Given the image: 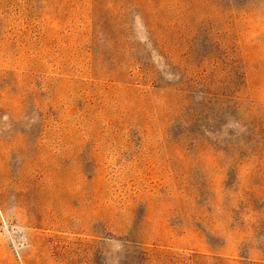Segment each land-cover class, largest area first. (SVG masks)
Listing matches in <instances>:
<instances>
[{"label": "rangeland", "instance_id": "1", "mask_svg": "<svg viewBox=\"0 0 264 264\" xmlns=\"http://www.w3.org/2000/svg\"><path fill=\"white\" fill-rule=\"evenodd\" d=\"M0 264H264V0H0Z\"/></svg>", "mask_w": 264, "mask_h": 264}]
</instances>
